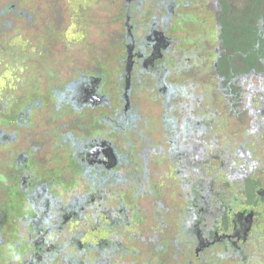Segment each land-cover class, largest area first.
Instances as JSON below:
<instances>
[{
	"label": "flooded vegetation",
	"instance_id": "af4514ba",
	"mask_svg": "<svg viewBox=\"0 0 264 264\" xmlns=\"http://www.w3.org/2000/svg\"><path fill=\"white\" fill-rule=\"evenodd\" d=\"M99 3L90 10L85 3L82 16L60 9L65 44L86 39L89 49L99 36ZM260 3L121 0L124 33L112 51L93 48L71 64L62 57L64 68H47V89L39 92L45 130L21 122L23 113L3 112L12 127L0 119V264H264V196L257 205L242 202L244 178L264 186V129L251 126L255 143L234 152L227 142L233 121L227 120L230 131L221 118H254L256 107L264 109V18L250 25L253 11L264 10ZM11 8L3 10L6 20L18 12ZM39 16L38 9L24 27ZM178 25L189 28L186 37L176 36ZM38 86L45 89L42 81ZM11 92L0 95V107ZM143 101L155 107V133L141 114ZM221 136L222 147L213 139ZM244 148L255 156L239 153L235 165ZM143 165L160 172L171 197L129 193L126 182L151 181ZM212 168L227 173L218 191ZM117 181L123 187L113 190ZM195 187L205 191L195 194Z\"/></svg>",
	"mask_w": 264,
	"mask_h": 264
},
{
	"label": "rangeland",
	"instance_id": "374dc122",
	"mask_svg": "<svg viewBox=\"0 0 264 264\" xmlns=\"http://www.w3.org/2000/svg\"><path fill=\"white\" fill-rule=\"evenodd\" d=\"M52 1H55V7L54 10L51 14H48L47 16H45L44 18L42 17V14L39 13V17L37 18L36 22H39L40 24L42 23L43 19L48 18L49 21L52 22V36L47 38V35L43 36V40H42V44H40V48L42 47H46L47 48V56H41L35 60H33L32 62H34L35 66H39V72L38 74H41V81L43 83L42 88H45V82L47 80V67L50 69L53 67V65H55L56 63H58L59 67L61 66L62 63V57H64V59L66 60L67 58V62L71 64V59L75 58V56L80 57L78 52H89L91 51L93 48L99 52V54H102V52L104 51L105 54L107 55V53L109 51H112L113 48L115 46H113L114 44L116 45L119 41V39H121L122 37L120 36V33H124V27L122 26V24L120 23V19H121V13L122 11H124L122 4H120L121 0H114V2H112L111 0H100L99 3V15H96L95 18L98 20V23H95V25L98 26V31H99V36L95 37L94 39L91 37L90 38V42L87 43L89 45V49L86 48V39L83 40L82 43L77 42L76 40H71V38L69 37V40L67 41V43L65 44V42L63 40H65L64 38H61L60 33L62 31H59L58 28L60 26V16H59V12L61 8H66L67 9V14L68 16L70 15V13H72L73 10H75L77 12V14H79V16H82L81 13V9H85L86 8V4L88 5V10H90V8L92 6H94V0H48L47 3L51 4ZM86 3V4H85ZM85 10L84 13H88L90 11ZM36 18V17H35ZM88 22H90V19H87ZM20 22H16L15 26H14V32L17 29H21L19 31L18 34H24L25 38H29V39H33L35 36H37L39 33L37 32V30L32 27V29L27 30V27H20ZM68 25H70V22L68 21ZM47 27V26H46ZM71 27V26H70ZM72 29H68V33L71 31ZM186 30L188 31L189 28L186 27L185 25H178L176 27V36H183L186 37L187 35L185 34ZM65 31V34L67 33ZM75 32L77 33V35H79V30H75ZM11 33H13L11 31ZM62 34V33H61ZM12 38H2L1 40H5V43L2 44L3 46H5L6 42L10 41ZM8 40V41H7ZM92 41V42H91ZM10 43H7L6 45H8ZM32 46L33 43L31 42ZM89 50V51H87ZM55 52L54 55H57L58 58H53L52 55H49L50 52ZM41 52V50L39 51ZM76 66L78 64H75ZM66 66H61L60 68H64ZM236 67H240V65H236ZM54 69H52L53 72ZM26 73L28 72V70L25 71ZM23 74V73H21ZM26 75V74H25ZM10 76L8 74L3 75L2 78L0 79V95L3 94V92H11L12 89L14 88V85H16L18 82L16 80L12 81L11 79H9ZM47 88L43 89V91H45ZM23 90L19 89L17 90L15 93L17 94H23ZM181 98V97H180ZM138 99V98H137ZM178 99V98H177ZM139 105H141L142 103L138 100ZM209 102H214V101H209ZM217 102V100L215 101ZM219 104V101L217 102ZM221 104V103H220ZM223 109V108H222ZM151 110H153V112H155V107H151L150 104L146 101H143V110H141V114L144 115L145 117L149 118V123H150V130H152V133L156 132V122H155V117L152 116L153 113H151ZM256 110L258 112L259 115H257L256 117L252 118L250 114L244 115V118H237V117H233L231 118L230 116H227L228 114H224L221 115V118L223 117V120L227 123L229 129H230V125L228 123L227 120H232L233 121V125L235 128V132L233 134H231V138L227 140L228 145L231 146L234 150V152L240 147V145L243 143L245 144L248 140V145L249 144H254L255 143V139H251V135L250 130H251V126H255V125H259L262 129H264V122H262V118L264 117V109L262 106H258L256 107ZM32 113L34 112V110L31 111ZM43 113H42V117H36L35 118V129L37 131H41V130H45V125L47 123V120L43 118ZM218 122H220L219 119H217ZM155 123V125L153 126V124ZM144 125V121L141 119V121L137 124V128L139 130V135L141 134H145L142 133V126ZM11 130V129H9ZM148 130V131H150ZM231 131V129H230ZM230 134H227V136H229ZM214 140L217 139V142L220 144V147L223 146L222 143V139L223 136L219 137V138H213ZM148 142L154 140L152 137L149 139V137H147ZM146 144V143H144ZM227 144V143H226ZM227 145V147H228ZM244 152H241L238 150L237 152V156L233 157V160L235 161V165L237 164V159L239 156V153L244 154V157L248 160H251L252 157L255 156L254 153H251L249 150H245V148L243 149ZM236 155V154H235ZM1 156V155H0ZM231 159V153L229 151V148L227 149V151L224 153V160L230 161ZM234 165V166H235ZM145 171H146V175H150L151 177V181H153L152 179V168L149 165H143L142 167ZM209 173H212L211 175H209L211 178H214L215 180V185H213V189L216 188L218 189L220 187V185H222V183L224 184L225 181L227 180V173L226 171H221L218 168H212L211 172L209 171ZM208 173V174H209ZM235 179H237L236 177H234ZM232 178V179H234ZM206 187V186H205ZM195 189H197V187H195ZM231 189H234V194L236 193V189H235V184L233 182ZM241 189V181L239 180L238 182V190ZM151 206H156V203H151Z\"/></svg>",
	"mask_w": 264,
	"mask_h": 264
},
{
	"label": "trees",
	"instance_id": "16d2710c",
	"mask_svg": "<svg viewBox=\"0 0 264 264\" xmlns=\"http://www.w3.org/2000/svg\"><path fill=\"white\" fill-rule=\"evenodd\" d=\"M48 0H0V79L3 75L8 74L10 76L9 79L12 81L16 80L17 82L22 81V87L20 88L23 90V94H17L15 92H11V95L5 96L7 99V102L5 106L0 107V119L2 120V123L5 128L12 127L10 121L8 122L6 116L3 114L4 111H9L8 114H14L17 113H23L21 116V122L24 123H35L36 117H42V110L40 109V104H42L44 96H41L39 92H44L43 90L39 89L38 83L41 82V74L39 75L38 72L39 66H35L37 73L35 72L34 68L33 71H28L30 67L34 66L33 60L41 57V56H47V48L42 47L40 48V44H42L43 36L47 35V18L43 19L42 23L36 22V24H31L27 26V30L32 29L34 27L37 32L39 33L37 36H35L30 41L33 43V46H28L25 42V36L24 34H21L18 36V38L15 40L14 44L12 45H6L3 46L2 44L5 43V40H1L2 38H12L16 37L15 35H18L20 28L17 29L13 34L10 32L11 30V23L20 22V27H24L27 25L31 20L35 19L36 13L39 9V13L42 14V17L44 18L48 14H51L55 7V1H52L51 4L47 3ZM242 4H247L249 2H252L254 5L262 4V0H240ZM36 4L37 6H34L31 3ZM33 12H32V7ZM11 7H16V10L18 11L16 13L15 18H13L10 14V19L6 20L3 15V10L6 11H12ZM257 12L252 13V16L254 20L251 24H254L257 28V20L264 18V10L262 9H256ZM24 12V15L21 13ZM7 15V14H6ZM5 15V16H6ZM26 16H28L26 18ZM259 17V19H258ZM247 18V17H246ZM260 21V20H259ZM248 29L252 30V26H247L245 31ZM250 39H252V34L250 35ZM41 50V52H39ZM24 53L27 55L25 56ZM15 56V58H14ZM233 59V57H231ZM238 65V64H236ZM253 64L248 63L247 69H249ZM257 66V65H256ZM48 68V67H47ZM23 73V74H21ZM26 74V75H25ZM19 75L23 76V79L19 77ZM17 88V87H16ZM235 92V90H233ZM10 93V92H8ZM1 98V97H0ZM44 102V101H43ZM34 110L33 113H30ZM14 111V113H12ZM122 118V117H121ZM120 118V119H121ZM124 119V118H123ZM118 124L120 123V120H117ZM19 123V122H18ZM122 129H126L125 125H120ZM18 128V126H17ZM15 128L14 130H16ZM13 129V128H12ZM17 130H21L20 127ZM130 152H132L130 150ZM127 163L128 161H124ZM130 177V176H129ZM152 177L153 182L149 181L146 182V180H140V177H137V181L133 183H128L125 181V179H121L122 181L126 182L128 186V190L130 191V194H134L136 192H141L144 196L147 195V197L150 199H154L157 194H168L169 197L172 196L171 192L167 190L165 181L160 175V172H156L154 169H152ZM157 177V181H156ZM105 180L107 183L108 180H106L103 176H100V180ZM118 179V178H116ZM128 179V178H126ZM252 177H250L249 180L244 178V195L245 201L243 199V203L247 204V206H252L253 204L257 205V203L260 201V195L264 196V190L262 189L263 184L262 182H253ZM120 181V179H118ZM115 182V187L113 190H119L118 188H122L123 186L119 182ZM131 186V187H130ZM130 187V188H129ZM197 188L195 189V194L198 192L205 191V189ZM127 190V191H128ZM159 191V193H158ZM218 191V189H217ZM217 191L213 192L215 193L212 196V199L215 200ZM128 194V195H130ZM142 195V198H143ZM154 207V206H153Z\"/></svg>",
	"mask_w": 264,
	"mask_h": 264
},
{
	"label": "water",
	"instance_id": "95a60500",
	"mask_svg": "<svg viewBox=\"0 0 264 264\" xmlns=\"http://www.w3.org/2000/svg\"><path fill=\"white\" fill-rule=\"evenodd\" d=\"M128 58L130 59V57H128ZM130 69H131V65H130V62L128 61V63H127V72H129Z\"/></svg>",
	"mask_w": 264,
	"mask_h": 264
}]
</instances>
